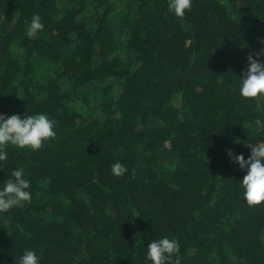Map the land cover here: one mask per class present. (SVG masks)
Instances as JSON below:
<instances>
[{
    "label": "trees",
    "instance_id": "1",
    "mask_svg": "<svg viewBox=\"0 0 264 264\" xmlns=\"http://www.w3.org/2000/svg\"><path fill=\"white\" fill-rule=\"evenodd\" d=\"M33 14L45 27L26 36ZM264 0H0V113H46L56 136L7 148L32 199L0 213V264H151L178 239L181 264H264V203L249 206L245 158L264 140V100L239 76L264 49ZM264 62V58H261ZM122 163L127 172L112 174Z\"/></svg>",
    "mask_w": 264,
    "mask_h": 264
},
{
    "label": "clouds",
    "instance_id": "2",
    "mask_svg": "<svg viewBox=\"0 0 264 264\" xmlns=\"http://www.w3.org/2000/svg\"><path fill=\"white\" fill-rule=\"evenodd\" d=\"M192 7V0H168V10L177 18H183L186 10ZM44 23L39 14H33L26 28V36L35 39L44 30ZM264 42V41H262ZM264 49L250 52L248 67L243 76H239L238 93L242 98L264 100ZM56 121L46 113L12 114L0 113V162L7 160V148L39 150L45 141L56 136ZM250 155L245 158L233 149H227L230 162L245 171L241 181L243 199L249 206L264 203V140L254 144L246 143ZM112 174L123 176L127 168L120 162L112 165ZM31 181L23 168L13 169L0 183V213H7L14 208H23L31 202ZM181 246L176 238L164 236L152 240L146 246V261L151 264H181ZM42 257L35 250L25 249L15 264H41Z\"/></svg>",
    "mask_w": 264,
    "mask_h": 264
}]
</instances>
